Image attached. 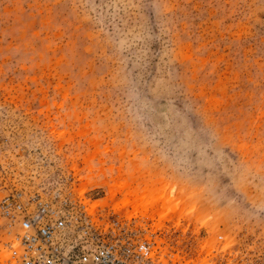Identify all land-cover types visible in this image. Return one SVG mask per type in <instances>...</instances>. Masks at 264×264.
I'll return each instance as SVG.
<instances>
[{
    "label": "rangeland",
    "instance_id": "374dc122",
    "mask_svg": "<svg viewBox=\"0 0 264 264\" xmlns=\"http://www.w3.org/2000/svg\"><path fill=\"white\" fill-rule=\"evenodd\" d=\"M0 181L264 264V0H0Z\"/></svg>",
    "mask_w": 264,
    "mask_h": 264
},
{
    "label": "built area",
    "instance_id": "2783aa9c",
    "mask_svg": "<svg viewBox=\"0 0 264 264\" xmlns=\"http://www.w3.org/2000/svg\"><path fill=\"white\" fill-rule=\"evenodd\" d=\"M1 182L5 264H175L146 221L91 208L70 190L25 192Z\"/></svg>",
    "mask_w": 264,
    "mask_h": 264
}]
</instances>
